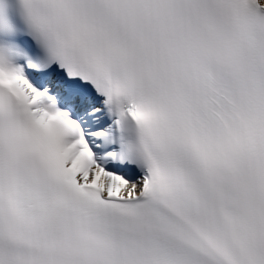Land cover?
Here are the masks:
<instances>
[{
  "label": "snow or ice",
  "instance_id": "snow-or-ice-1",
  "mask_svg": "<svg viewBox=\"0 0 264 264\" xmlns=\"http://www.w3.org/2000/svg\"><path fill=\"white\" fill-rule=\"evenodd\" d=\"M0 264H264V0H0Z\"/></svg>",
  "mask_w": 264,
  "mask_h": 264
}]
</instances>
